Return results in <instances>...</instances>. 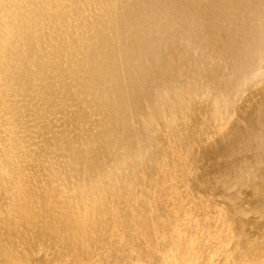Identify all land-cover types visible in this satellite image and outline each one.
I'll return each mask as SVG.
<instances>
[{"label":"bare ground","instance_id":"bare-ground-1","mask_svg":"<svg viewBox=\"0 0 264 264\" xmlns=\"http://www.w3.org/2000/svg\"><path fill=\"white\" fill-rule=\"evenodd\" d=\"M261 159L264 0H0V264L262 262Z\"/></svg>","mask_w":264,"mask_h":264},{"label":"rangeland","instance_id":"rangeland-1","mask_svg":"<svg viewBox=\"0 0 264 264\" xmlns=\"http://www.w3.org/2000/svg\"><path fill=\"white\" fill-rule=\"evenodd\" d=\"M233 117H236V114H235ZM233 117H232V119H230L229 124L231 123V120L234 121V118H233ZM233 121H232V122H233ZM227 124H228V123H227ZM227 124L225 125L226 127H224V129H223L222 131H224V130L227 131V129L229 128V127H228L229 124H228V126H227ZM226 128H227V129H226ZM222 131H221V132H218L217 134H215V136L218 135V137H219V134H223V133L225 132V131H224V132L222 133ZM215 136H214V137H215ZM214 137H212V142L215 141ZM218 137H217V138H218ZM215 138H216V137H215ZM206 141H208V138H207V139H204V142H203V143H205ZM210 141H211V139H210V140L208 141V143H206V144H210ZM200 145H201V144H200ZM197 153H198V152H197ZM197 155H198V156L196 157V159H197L196 166H197V168H202L203 165H204V162H202V160H201L200 153L197 154ZM263 161H264V160L261 159V162H262V163H260V161H258V163L256 162L257 165H256V166H251L252 169L250 168L249 170L254 171V170L257 169L256 167L259 166L260 168L257 169V170H258V171L260 172V174L264 177V170H263V169H264V162H263ZM190 177H191V178H189V177L187 178V175H186V178H187L188 180L184 178L183 180L179 181V184H181V187H186V184H187V185H191V184H192V180H193L194 177H193L192 175H191ZM186 180H187V181H186ZM251 184H253V183L251 182V183H249V184L247 183L246 185H244V186H243V188H244V189H243V192H247V191L249 190V187L251 186ZM187 188H189V187H187ZM263 188H264V185H263ZM189 191H190V188H189ZM202 195H203V194H202ZM202 195H201V196H202ZM244 195H245V194H243V196H244ZM256 196H257L256 193H254V194L252 195L255 204H257V206H259L260 201L258 200V198H256ZM202 197H204V196H202ZM207 197H208V196H205V198H207ZM208 198H209V197H208ZM219 198H220V197H219ZM219 198L217 197V203H218V205H217V203L215 202V201H216V198H210V199H211L210 201H212V204H213V200H214V204L216 203V205H214V206L217 207V208L219 207L218 210L220 209V210H224V211H225V210L227 209V208H226L227 203L224 201V199L221 198V199L223 200V201H222V200L219 199ZM220 200H221V201H220ZM210 201H209V202H210ZM261 203L264 204V201L261 202ZM219 205H220L221 207H220ZM222 206H223V207H222ZM222 208H223V209H222ZM224 208H225V209H224ZM248 213H249V211H248ZM248 213H247V214H248ZM254 213H256V211H254V212L252 211V213H251V211H250V213H249L248 216H250L251 218L254 217L253 219H256V220L258 219V221L261 222L260 225L264 226V217H263V215H261L259 212H257L255 215H254ZM258 213H259V215L262 216L261 218H260V216L258 215ZM262 218H263V220H262ZM257 259H258V258L254 259V260L251 259L252 262H251L250 260H247V261H245L244 263H245V264H261V263L264 262V261H262V262H261V261L258 262L259 259H258V260H257ZM263 260H264V259H263ZM233 263H234V262H233ZM234 264H235V263H234Z\"/></svg>","mask_w":264,"mask_h":264}]
</instances>
